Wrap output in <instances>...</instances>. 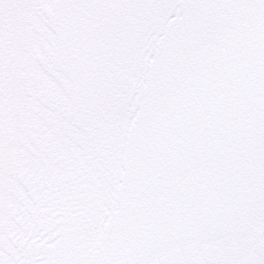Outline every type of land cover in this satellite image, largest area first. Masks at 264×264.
<instances>
[{
	"label": "snow or ice",
	"instance_id": "obj_1",
	"mask_svg": "<svg viewBox=\"0 0 264 264\" xmlns=\"http://www.w3.org/2000/svg\"><path fill=\"white\" fill-rule=\"evenodd\" d=\"M0 264H264V0H0Z\"/></svg>",
	"mask_w": 264,
	"mask_h": 264
}]
</instances>
